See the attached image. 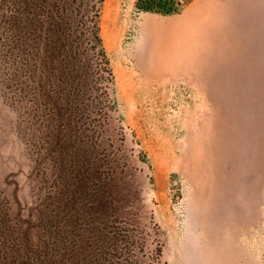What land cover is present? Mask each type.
<instances>
[{"label": "rangeland", "instance_id": "rangeland-1", "mask_svg": "<svg viewBox=\"0 0 264 264\" xmlns=\"http://www.w3.org/2000/svg\"><path fill=\"white\" fill-rule=\"evenodd\" d=\"M3 1L13 0H0V194L7 211L0 209V264L72 262L81 230L72 191L61 187L76 180L74 207H87L106 238L128 233L134 264H264V0H142L177 10L168 15L129 0L149 39L139 58L137 45L110 44L107 51L104 0L99 24L109 82L97 48L84 37L81 47L70 48L74 23L91 15L98 0H82L80 15V0H46L54 12L64 3L61 18L70 29L51 27L45 40L44 0H27L41 10L35 21L31 9L20 10L14 31ZM44 67L81 82L88 103L106 88L113 107L94 163L79 175L66 178L59 164L69 168L78 140L73 148L62 145L59 157L49 155L47 128L56 119L44 113ZM55 213L52 225L72 250L60 262L44 231ZM91 225V236L101 235ZM180 242L185 249L178 255Z\"/></svg>", "mask_w": 264, "mask_h": 264}, {"label": "trees", "instance_id": "trees-1", "mask_svg": "<svg viewBox=\"0 0 264 264\" xmlns=\"http://www.w3.org/2000/svg\"><path fill=\"white\" fill-rule=\"evenodd\" d=\"M5 5H7L6 13H10V20H13V25L10 27V30H18L19 26L21 25V17H23L22 12L20 10L26 11V9L32 10V17L35 21L36 14L35 12H39L41 10V5L35 1H3ZM104 0H98V5L95 11L89 15L84 16L81 14V7L83 1H78V5L76 7L77 15H80V18L77 22L74 23V29L78 32V35L74 37L70 48L75 47L79 48L81 45L79 42L84 37V40L87 43H90L92 47L97 48L98 56L101 58L100 63L103 68V73H106L107 76L105 78L106 82L111 80L112 72L109 66V61L107 59L106 52L103 47L102 38L100 36V13H101V6ZM54 5L50 4L48 1L44 0V40L49 39V29L51 27L54 28V32L60 31L62 34H65L68 29L69 24L63 23V19L61 18V14L64 12V3H61L59 7L57 6V10L54 12ZM135 7L143 10L152 9L153 11L159 14H172L176 13V9L167 10H156L155 7L149 6V4H144L142 0H135ZM26 17H28L26 15ZM40 19H37V22ZM11 22V21H9ZM36 28L40 26V23H35ZM30 25V24H29ZM28 25H24L20 27L18 33H15V37H19V34L26 32ZM36 28L34 31H36ZM74 30V31H75ZM14 36V35H13ZM20 39V38H19ZM63 40L65 41V37L63 36ZM67 47V46H66ZM66 60L72 59V53L65 51ZM54 74L50 71L47 67H44V113L48 111L52 117V119H56L53 125H51L50 129L48 130L49 136V155L53 153H58V157L62 154L63 150L62 145L67 144L70 148L75 146L76 141L78 140L79 143L77 144V148L75 151H71L68 157L71 159L69 160V168L66 169V165L64 164L63 160L59 163L61 172L66 170L67 173L65 174L66 178L70 173L76 172L79 175L82 167L86 166L89 168L94 163V149L96 148L98 139L102 133V128L104 123L109 119L110 113L113 110L111 102L108 97V93L106 88H104L101 93L94 97L96 100L95 103L89 102L90 97L84 96L83 87H81V82L79 81H72L69 82L70 79L63 80L60 77L56 78L53 77ZM104 76V75H103ZM46 94V95H45ZM51 94L53 96H51ZM55 98L54 103L52 104ZM95 107V109H92ZM65 114V117H61V114ZM65 131V132H64ZM72 131L77 132L81 131L79 135L76 133H72ZM64 168V169H63ZM69 173V174H68ZM75 175V179L77 178ZM100 178L95 179L94 183L96 185L101 184ZM80 185L78 181H67L63 183L61 187V191H72L71 192V201L73 203V210L76 213V223H78V227L81 232L78 235V240L76 239L74 246L76 248L77 256L72 260L69 264H134L135 261L133 259L132 252V245L133 242L130 239V235L128 233H121L119 230L115 234H113L112 238H106L104 233L101 232L106 229L101 226L98 221L97 217L94 218V215L91 214L90 211L87 210V207L84 205H80L79 208L74 207L77 203V198H75L76 193L80 189ZM99 195L96 199L98 207L100 208L99 204H102L104 198L102 197L101 193L98 190ZM0 194V209L3 210L5 215H7L6 207L3 205L2 207V200ZM89 210L93 209V206L88 208ZM1 216V214H0ZM55 217H57V213H55L54 217L50 221V227L44 228V231L47 232L49 237H53L52 240V255L59 256V262L63 260V256L68 252H72V250H68V244L64 242V239L58 238L59 230L54 228L52 222L54 221ZM2 221H0L1 223ZM92 224L91 231H96L101 235L91 236V233L86 230V226ZM2 229V227H1ZM119 229V228H117ZM86 231L88 233H86ZM88 235L87 239L82 238V235ZM158 255L161 253V249L158 248ZM53 256L50 257V261L52 262ZM115 257V259H112Z\"/></svg>", "mask_w": 264, "mask_h": 264}, {"label": "bare ground", "instance_id": "bare-ground-1", "mask_svg": "<svg viewBox=\"0 0 264 264\" xmlns=\"http://www.w3.org/2000/svg\"><path fill=\"white\" fill-rule=\"evenodd\" d=\"M128 4L129 0H106L104 23L110 27V35L106 37L103 31V39L108 52L110 44L113 45V49L115 50L119 47L118 45L120 43L127 45L130 50H133L134 46L137 45L140 50L138 49L133 54L139 58L143 52L146 53V46L149 39L146 36L141 20H138V18H135L131 14ZM110 53L108 54L111 55ZM116 57L118 58L117 54ZM120 75L121 77L125 76L122 72H120ZM127 99L130 100L129 98Z\"/></svg>", "mask_w": 264, "mask_h": 264}, {"label": "crops", "instance_id": "crops-1", "mask_svg": "<svg viewBox=\"0 0 264 264\" xmlns=\"http://www.w3.org/2000/svg\"><path fill=\"white\" fill-rule=\"evenodd\" d=\"M184 249L185 245L183 246L181 242L176 244V252L178 253V255H181ZM197 264H202V262H198Z\"/></svg>", "mask_w": 264, "mask_h": 264}]
</instances>
